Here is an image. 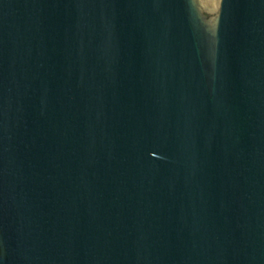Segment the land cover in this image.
<instances>
[{"label": "water", "instance_id": "obj_1", "mask_svg": "<svg viewBox=\"0 0 264 264\" xmlns=\"http://www.w3.org/2000/svg\"><path fill=\"white\" fill-rule=\"evenodd\" d=\"M0 264H264V0H0Z\"/></svg>", "mask_w": 264, "mask_h": 264}]
</instances>
